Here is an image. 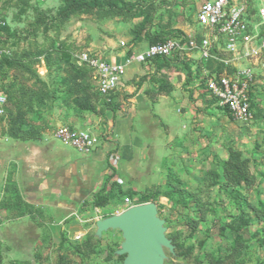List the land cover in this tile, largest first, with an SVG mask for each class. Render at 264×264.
<instances>
[{"label": "rangeland", "instance_id": "374dc122", "mask_svg": "<svg viewBox=\"0 0 264 264\" xmlns=\"http://www.w3.org/2000/svg\"><path fill=\"white\" fill-rule=\"evenodd\" d=\"M206 1L4 0L0 140L26 139L42 131L55 137L58 127L70 125L73 113L94 116L80 111L81 105L82 110L92 105L101 112L95 77L78 64L79 56L89 53L108 61L111 55L130 56L155 40L151 31L157 28L164 29L162 38L180 39L179 31L199 38L202 29L196 18ZM253 22L258 19L253 17ZM180 62L173 60L169 78L181 84L175 99L188 101L191 107L181 106L178 113L171 105L162 112L156 139L143 135L148 113H119L123 118L135 115L134 134L157 143L152 159L138 160L121 177H113L122 180L124 194L113 190L103 206H96L94 194L81 214L89 218L97 208L103 220L117 217L127 210L124 199L131 190L133 204L152 205L163 224L167 241L161 245L163 264H264V223L250 206L258 209L264 204V67L257 69L252 121L241 123L208 97L195 69L198 61ZM214 62L213 66L220 64ZM186 67L192 69L190 74ZM149 77L139 76L140 81ZM173 88L164 80L159 91L168 96ZM152 96L148 94L150 100ZM125 163L121 160V168ZM75 220L72 216L68 222ZM84 227L85 239L93 235L89 243L68 239L60 254L58 244L49 243L47 252L32 264L124 263L126 255L119 253L125 240L122 229L108 228L98 235L97 226ZM28 251L21 254L25 257ZM17 262L0 249V264Z\"/></svg>", "mask_w": 264, "mask_h": 264}, {"label": "crops", "instance_id": "0c3cea01", "mask_svg": "<svg viewBox=\"0 0 264 264\" xmlns=\"http://www.w3.org/2000/svg\"><path fill=\"white\" fill-rule=\"evenodd\" d=\"M162 30L152 29L151 34L160 37L164 34ZM143 48H136L139 50L131 55L141 53ZM126 58L124 53L109 57L118 64L125 63ZM172 69V65L162 62H133L126 66L110 106H105L101 99L102 111L98 114L91 117L73 113L69 126L104 139L91 155L67 149L48 131L26 139L0 140V249L18 260L17 263L32 264L47 252L49 243L58 244L60 254L68 239L78 242L74 240L76 234L83 235L81 242L86 240L85 227L77 220L68 222L69 219L87 207L86 202L101 191L111 173L121 177L132 163L152 159L151 151L157 144L153 139L160 135L158 121L164 119L160 116L162 112L171 105L178 113L181 106L191 107L188 101L175 99L181 84L177 85L174 77L169 78ZM146 74L150 75L149 81H140L139 76ZM179 75L183 83L184 73ZM164 80L174 87L170 96L159 91ZM149 93L155 100L148 98ZM139 111L148 113L143 135L151 136L152 140H142L139 132L134 134L133 118ZM122 112L135 115L123 118L119 115ZM121 160L126 162L122 168ZM26 249L29 251L24 257L21 251Z\"/></svg>", "mask_w": 264, "mask_h": 264}, {"label": "built area", "instance_id": "2783aa9c", "mask_svg": "<svg viewBox=\"0 0 264 264\" xmlns=\"http://www.w3.org/2000/svg\"><path fill=\"white\" fill-rule=\"evenodd\" d=\"M253 17L258 19V23L253 22ZM196 21L202 29L199 38H168L149 44L141 53L127 56L123 64L82 53L78 64L92 71L98 92L110 102L125 75L126 66L133 62L147 63L156 58L197 60L198 63L210 60L219 62L223 65L222 70L202 68L200 83L204 84L208 97L215 100L218 107L227 109L234 121L251 122L252 103L255 101L252 95L255 96L258 83L257 69L264 67L261 62L264 57V0H208L201 5ZM5 26L4 0H0V57L5 52L1 45ZM223 54L229 55L228 59L222 58ZM3 104L5 99L1 97L0 105ZM0 113H4L2 107ZM55 138L83 155L93 154L101 144L99 136L69 125L58 127ZM109 184L122 185L123 182L113 178ZM124 206L128 210L137 205L133 204L130 197H126ZM92 210L89 218L78 212L73 216L83 226H97L103 217L99 209ZM82 239V234L74 237L76 241Z\"/></svg>", "mask_w": 264, "mask_h": 264}, {"label": "water", "instance_id": "95a60500", "mask_svg": "<svg viewBox=\"0 0 264 264\" xmlns=\"http://www.w3.org/2000/svg\"><path fill=\"white\" fill-rule=\"evenodd\" d=\"M97 234L108 228H120L125 240L121 255L123 264H163L161 245H167L165 229L157 217L156 209L149 204L131 207L121 215L97 223Z\"/></svg>", "mask_w": 264, "mask_h": 264}, {"label": "trees", "instance_id": "16d2710c", "mask_svg": "<svg viewBox=\"0 0 264 264\" xmlns=\"http://www.w3.org/2000/svg\"><path fill=\"white\" fill-rule=\"evenodd\" d=\"M5 28H3V30H4ZM182 37H185L186 35H184V33H182L181 31H179L178 32ZM171 36H173V35H171ZM165 39H168V38H162V37H156L155 38V40L152 42V43H150V44H153V43H156V42H159V41H163V40H165ZM153 61H155L156 63H158V62H162L164 65H167V66H169V65H173L174 63H173V61H170V60H166V59H161V58H156V59H154ZM173 63V64H172ZM214 61L213 60H210V61H207V62H205V61H203L202 63H198V64H196V72L200 75H202V68L204 67V68H206V69H208V70H214L215 68L216 69H218V70H222L223 69V65L222 64H218V65H216V66H213L214 65ZM180 64H182V65H185V62H180ZM186 69H187V72L190 74L191 73V70L192 69H190V68H188V67H186ZM90 70V69H89ZM163 84V83H162ZM202 86H203V88H204V84L202 83ZM98 94H99V96L101 97L100 99H102V101L104 102V105L105 106H110L112 103V100H113V95H112V97H111V101L110 102H107L106 101V99L98 92ZM252 98L254 99V95H252ZM215 103H216V101L215 100H213ZM82 102V101H81ZM78 105H81V103H79ZM254 105H255V101H253V103H252V111H254ZM83 105H81L80 107H79V109H80V111H84V110H87V111H91L92 113H95V114H98L99 112L97 111L96 112V108L94 107V106H92V105H85V109H83L82 110V107ZM222 109V108H221ZM223 111H225L229 116H230V114H229V112H228V110L227 109H223ZM231 117V116H230ZM113 172H115V170L113 169ZM112 177H113V173H112V175L110 176V177H108L107 178V180H106V182H105V185L103 186V188L101 189V191L99 192V193H97L96 195H95V204H96V206H100V205H104V204H106V202L108 201V199H109V197H110V193L113 191V192H121V193H123L124 194V191H123V189L121 188V186L120 185H118V184H112V185H110L109 184V180L110 179H112ZM119 187L121 188V189H119ZM133 195H134V193L131 191V190H129V192L126 194V197H133ZM125 197V198H126ZM251 206V210H253V212H254V215H255V218L258 220V221H260L261 223H264V204H261V207L260 208H256V207H254V206H252V205H250ZM247 222V224H250L251 225V221H246ZM91 236H93V235H90L84 242H86V243H89L90 242V237ZM85 243V244H86ZM79 253H81L82 252V250L81 249H76ZM16 264H25V263H21V262H19V263H16Z\"/></svg>", "mask_w": 264, "mask_h": 264}]
</instances>
